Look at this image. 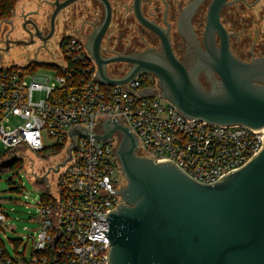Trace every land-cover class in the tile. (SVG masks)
<instances>
[{"label": "water", "instance_id": "water-1", "mask_svg": "<svg viewBox=\"0 0 264 264\" xmlns=\"http://www.w3.org/2000/svg\"><path fill=\"white\" fill-rule=\"evenodd\" d=\"M78 1H48L53 7L51 22L58 12ZM99 1L105 8V20L85 45L99 81L121 86L151 74L159 95L184 118L263 130L260 149L245 164L212 183H201L169 159L155 162L141 156L138 140L128 127L116 118L102 120V133L91 137L101 142L118 135L115 155L124 181L118 191H108L119 195L121 202L104 216L108 232L101 231L109 240L107 264H264V57L241 61L230 50L231 34L220 23L219 14L237 0H211L204 31L207 56H199L190 70L174 56L167 31L142 18L141 0L133 1V13L159 35L162 55L145 51L103 56L101 40L111 18V5L108 0ZM116 63L131 68L116 75L119 65L111 66ZM203 70L218 76L211 89L199 81ZM68 135L71 145L53 173L70 160L76 136L88 137L79 127L71 128ZM16 160L15 156L2 160L0 169H9Z\"/></svg>", "mask_w": 264, "mask_h": 264}, {"label": "built area", "instance_id": "built-area-1", "mask_svg": "<svg viewBox=\"0 0 264 264\" xmlns=\"http://www.w3.org/2000/svg\"><path fill=\"white\" fill-rule=\"evenodd\" d=\"M58 47L60 63L48 64L53 77L32 75L30 65L0 67V144L21 159L20 151L40 154L52 142L51 148L61 147L66 157L71 128L86 130L88 137L76 136L54 191L48 186L36 192L37 228L25 243L19 241L21 252L14 248L10 255L0 239V264H107L104 216L121 202L108 191H118L124 181L115 155L117 138L94 142L91 137L102 133L99 123L104 119L116 118L128 127L141 156L155 162L169 159L201 183L245 164L262 145L263 130L184 118L159 95L155 83L145 85L141 76L121 86L104 84L76 38ZM6 220L0 206V232Z\"/></svg>", "mask_w": 264, "mask_h": 264}, {"label": "flooded vegetation", "instance_id": "flooded-vegetation-1", "mask_svg": "<svg viewBox=\"0 0 264 264\" xmlns=\"http://www.w3.org/2000/svg\"><path fill=\"white\" fill-rule=\"evenodd\" d=\"M34 1L41 6H38L35 11L21 10L16 29L10 21V31L0 36V45L5 50H8L12 44H22V42L29 43L26 45L37 42L39 48H46L51 39L56 40L59 46L67 38H76L85 46L93 31L98 29L105 20V8L99 0H80L58 12L53 22H51L53 7L48 5V1L51 0ZM133 1L108 0L111 5V18L101 40L103 56L135 55L145 51L162 55L159 35L149 30L136 18L132 9ZM231 1L233 0H229V2ZM210 3L211 0H141L140 3L142 18L167 31L174 56L188 70L196 66L199 56H207L204 31ZM232 4L230 5L232 6ZM230 5L224 6L220 11L219 20L222 25V13ZM12 12L8 19L2 21L11 19L14 9ZM57 17H60V22L56 21ZM223 27L225 28L224 25ZM14 31L18 33L19 41L11 39L14 37ZM214 43L218 47L219 39L217 37H215ZM229 46L234 56L241 61H250L253 57H264V54H255L254 51H250V56L243 58L233 52L231 43ZM118 65L116 75H124L131 68V65L125 63H116L111 66ZM147 75L153 77L151 74ZM199 81L205 88L211 89L218 81V76L215 72L203 70L199 73ZM114 136L118 141V135L114 134ZM61 157L62 155H60ZM64 158L59 160L58 164ZM54 166L40 174L35 183L42 187H48L47 176L53 173L51 170L54 169Z\"/></svg>", "mask_w": 264, "mask_h": 264}, {"label": "rangeland", "instance_id": "rangeland-1", "mask_svg": "<svg viewBox=\"0 0 264 264\" xmlns=\"http://www.w3.org/2000/svg\"><path fill=\"white\" fill-rule=\"evenodd\" d=\"M22 1L16 4L11 19L0 21V36L10 31V21L16 29L21 10L35 11L38 6H41L34 0H25L23 5H20ZM56 21L60 22V17H57ZM222 22L227 31L231 33V48L237 56L247 58L250 56V51H254L255 54H264V0H237L232 6L224 9ZM13 36L11 37L13 41H19L16 31L13 32ZM59 56L58 42L54 39H51L46 48H39L37 42L30 45L15 43L8 50L0 45V67L32 65L34 69L32 75L53 77L54 70L47 64L60 63ZM26 79L30 81L31 77ZM38 97L39 94L35 93L34 99ZM53 144L52 142L46 143L48 148L40 154L20 151L18 155L22 159V166L0 173V206L1 211L7 215L3 231L0 232V239L10 255H14V248L21 252L23 247L17 244L21 240L25 243L27 235L32 234L37 228L34 221L37 214L36 192L46 191L47 187L37 185L36 178L54 165L55 168L58 161L65 156V153L61 151L48 153L47 150L52 149ZM7 154L9 152L0 144V159ZM60 155H62L61 158ZM59 170L62 172L64 167ZM9 177H11L10 181H8ZM57 177L58 173H50L47 176L51 191H54L57 186Z\"/></svg>", "mask_w": 264, "mask_h": 264}, {"label": "trees", "instance_id": "trees-1", "mask_svg": "<svg viewBox=\"0 0 264 264\" xmlns=\"http://www.w3.org/2000/svg\"><path fill=\"white\" fill-rule=\"evenodd\" d=\"M18 1L19 0H0V19L1 20L8 19L10 17L11 12L15 8V5L17 4ZM30 67H32V65H30ZM140 79H141L142 83L145 85H153L155 83L154 78L150 77L148 75L141 76ZM60 151H61V147H53L52 149L47 150L48 153H58ZM10 157H11V155L7 154V156H3L0 159V162L2 160L8 159ZM22 164H23L22 160L17 159L16 162L9 169H12L13 167H21ZM9 169H7V170H9ZM3 171H5V170L0 169V173Z\"/></svg>", "mask_w": 264, "mask_h": 264}, {"label": "crops", "instance_id": "crops-1", "mask_svg": "<svg viewBox=\"0 0 264 264\" xmlns=\"http://www.w3.org/2000/svg\"><path fill=\"white\" fill-rule=\"evenodd\" d=\"M19 1H22V0H19ZM19 1H18V2H19ZM24 1H25V0H23V1H22V3H21L20 5H23ZM18 2H17V3H18ZM15 6H16V5H15ZM58 61H60V56H59V59H58ZM57 63H58V62H55V63H50V64H57ZM47 65H48V64H47Z\"/></svg>", "mask_w": 264, "mask_h": 264}]
</instances>
